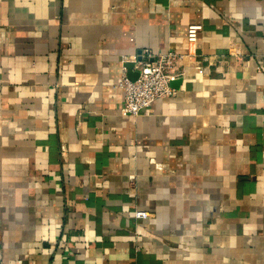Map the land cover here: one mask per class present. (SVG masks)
Listing matches in <instances>:
<instances>
[{"label":"crops","instance_id":"1","mask_svg":"<svg viewBox=\"0 0 264 264\" xmlns=\"http://www.w3.org/2000/svg\"><path fill=\"white\" fill-rule=\"evenodd\" d=\"M0 264H264V0H0Z\"/></svg>","mask_w":264,"mask_h":264},{"label":"built area","instance_id":"2","mask_svg":"<svg viewBox=\"0 0 264 264\" xmlns=\"http://www.w3.org/2000/svg\"><path fill=\"white\" fill-rule=\"evenodd\" d=\"M202 27L191 25L187 31V42L195 47ZM186 56L175 52H167L149 56L148 60L139 62L137 70L139 76L132 81L124 77L122 86L125 89V102L122 114L125 116L139 117L149 109L155 102L172 99L177 95V90L172 83L182 78L186 71L183 67ZM198 73L204 74L205 69L196 67ZM136 220H144L149 217L146 212H136Z\"/></svg>","mask_w":264,"mask_h":264},{"label":"water","instance_id":"3","mask_svg":"<svg viewBox=\"0 0 264 264\" xmlns=\"http://www.w3.org/2000/svg\"><path fill=\"white\" fill-rule=\"evenodd\" d=\"M129 67H131L132 70L135 68L134 65H131V66H129ZM138 76H139V71L136 70V71H135V74H134V77H133L132 79H131L130 77H129V78H130L132 81H135V80L138 78ZM179 83H180V81H175V82H173L171 85H172V87L176 88V87L178 86Z\"/></svg>","mask_w":264,"mask_h":264}]
</instances>
